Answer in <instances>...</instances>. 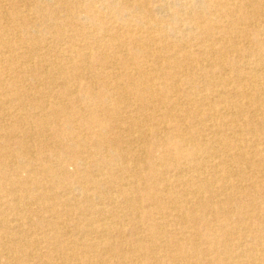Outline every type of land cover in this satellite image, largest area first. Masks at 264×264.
<instances>
[{
	"label": "bare ground",
	"instance_id": "1",
	"mask_svg": "<svg viewBox=\"0 0 264 264\" xmlns=\"http://www.w3.org/2000/svg\"><path fill=\"white\" fill-rule=\"evenodd\" d=\"M160 1L0 0V264H264V0Z\"/></svg>",
	"mask_w": 264,
	"mask_h": 264
},
{
	"label": "rangeland",
	"instance_id": "2",
	"mask_svg": "<svg viewBox=\"0 0 264 264\" xmlns=\"http://www.w3.org/2000/svg\"><path fill=\"white\" fill-rule=\"evenodd\" d=\"M45 1V3H48L49 1H51L52 2V0H44ZM90 2H92V3H94L95 2V0H89ZM166 1H168V3H166L164 0H161L160 1V12L161 13H163L165 16H168V17H170V15H171V13H172V15H174V14H176L177 12L179 13V11H180V8H179V6H178V4H177V2L176 1H172V0H166ZM52 3H54V2H52ZM177 4V5H176ZM54 5H56V3L54 4ZM165 6H167V7H165ZM5 8H7V7H5ZM164 8V9H163ZM169 8H171V9H169ZM122 13L120 14V18L121 17H123L124 19L125 18H129V19H131V18H133V20H134V26H136V28H138L140 31H142V36H143V39L145 40L146 38H147V36H149L150 34H155V31H149L148 29H147V26H145V25H143V24H140V22L139 21H137V18L135 17V15L136 14H138V11L136 10V11H131L130 10V8H128V9H123L122 11H121ZM132 12H133V14H132ZM187 12V11H186ZM208 12V14L209 15H214V14H218L219 12L218 11H216V10H214L213 12H214V14H211V10H206V13ZM217 12V13H216ZM155 14V13H154ZM125 15V16H124ZM134 15V16H133ZM180 15V14H179ZM206 15V17H208V15L207 14H205ZM127 16V17H126ZM223 18V17H222ZM224 19V18H223ZM136 20V21H135ZM121 21V19H119V21L118 22H120ZM151 22V25H152V27H153V21L151 20L150 21ZM168 22H169V20H168ZM176 24L177 23H174V22H172L171 23V21L169 22V23H167L166 24V27H162V29H168V31H166V33H168V35H170V36H172V35H174V32L173 31H171L172 29H174V28H177V27H179L180 28V30H182V31H180V33H178L177 35L179 36L178 38V41L176 42V46L180 49V50H193V49H197V47H194L193 46V44H194V42H198V41H200V37L202 36V35H200V33H193L192 32V30H190V28L189 27H191L192 26V24H189V23H179V24H177V26H176ZM84 25L86 26V24L84 23ZM171 25H172V27H171ZM174 27V28H173ZM192 28V27H191ZM148 32H150V33H148ZM152 32V33H151ZM186 34V35H185ZM184 35V36H183ZM123 36H124V38H125V40H126V42H125V45H124V51L125 52H127V54L129 55V56H131V54H133V50H132V43H131V40H130V37H129V35L126 33V32H123ZM172 38H168V41L169 42H172V40H171ZM251 39H253L252 37H251ZM143 40V41H144ZM173 43H174V41H173ZM174 45V44H173ZM0 51H2V46L0 45ZM194 51V50H193ZM163 55V58H164V54H162ZM196 60H198V58H199V56H197V55H195L194 54V56H193ZM198 57V58H197ZM200 57H202V56H200ZM140 59L142 58V57H139ZM166 58V57H165ZM194 63V62H193ZM198 64H199V62H197ZM129 63H126L125 65H127V66H130L131 64H129ZM149 64L150 65H153V67L154 68H156V70H155V72H158V70H157V67H159L158 66V62H156L155 61V59H153L152 61H150L149 62ZM126 66V67H127ZM119 70L120 71H122L123 69L122 68H119ZM137 79H139V73H138V71H135L134 70V72H133V75H132V78L131 79H129V81H131V83H133L134 81H136ZM126 95V96H125ZM264 96V94H262V97ZM117 100H126V101H128V103H129V105H131L132 104V106H137L138 105V103L140 104V102H138L133 96H129V95H127V92L126 91H124V92H122L121 91V94L117 97ZM134 101V103H132V102ZM157 106H161V105H157ZM32 121H33V119H31ZM8 169H9V167H7ZM235 213V215L236 216H238L240 219H246V217L247 218H249V219H254V217H252V216H250V217H248L249 215H250V213H249V211H248V208H233L232 209ZM212 213V212H211ZM227 234H229L228 236H234V234L232 235V233L231 232H228Z\"/></svg>",
	"mask_w": 264,
	"mask_h": 264
}]
</instances>
